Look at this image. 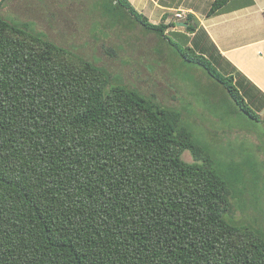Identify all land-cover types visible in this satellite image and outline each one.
Wrapping results in <instances>:
<instances>
[{
	"label": "trees",
	"instance_id": "trees-1",
	"mask_svg": "<svg viewBox=\"0 0 264 264\" xmlns=\"http://www.w3.org/2000/svg\"><path fill=\"white\" fill-rule=\"evenodd\" d=\"M115 1L184 47L237 104L231 114L259 122L233 78L188 45L191 15L169 36L164 17L151 24ZM24 23L0 14V264H264V192L244 180L248 162L215 166L180 112Z\"/></svg>",
	"mask_w": 264,
	"mask_h": 264
},
{
	"label": "rangeland",
	"instance_id": "rangeland-1",
	"mask_svg": "<svg viewBox=\"0 0 264 264\" xmlns=\"http://www.w3.org/2000/svg\"><path fill=\"white\" fill-rule=\"evenodd\" d=\"M196 1L198 14L206 16L209 0ZM0 3V14L8 21L29 23L34 26L33 31L105 69L117 82L133 86L152 101L180 112L193 143L204 147L215 159V166L227 169L230 161L248 162L244 180L247 184L252 179L260 181L257 187L264 192V114L259 122L241 112L231 114L237 104L198 65L180 57L177 48L184 47L169 44L144 29L115 0H0ZM133 7L150 17L151 23H161V12L152 19L147 11ZM172 26L177 29L176 20ZM176 41L183 44L178 38ZM242 97L248 108L257 113ZM182 159L192 161L188 151L182 154ZM261 196L263 200L264 193Z\"/></svg>",
	"mask_w": 264,
	"mask_h": 264
},
{
	"label": "crops",
	"instance_id": "crops-1",
	"mask_svg": "<svg viewBox=\"0 0 264 264\" xmlns=\"http://www.w3.org/2000/svg\"><path fill=\"white\" fill-rule=\"evenodd\" d=\"M128 1L141 12L147 11L152 19L161 12L164 24H173L176 20L177 29L168 28V35L185 33L184 21L191 15L189 24L195 25V31L187 34L188 45L207 58L217 72L232 77L233 85L247 103L260 117L264 114V0H231L211 16L198 14L196 0ZM213 1L209 0L210 6ZM179 11L184 13L182 19L175 17Z\"/></svg>",
	"mask_w": 264,
	"mask_h": 264
},
{
	"label": "built area",
	"instance_id": "built-area-1",
	"mask_svg": "<svg viewBox=\"0 0 264 264\" xmlns=\"http://www.w3.org/2000/svg\"><path fill=\"white\" fill-rule=\"evenodd\" d=\"M175 17L178 19H182L184 17V13L179 11L177 14H175Z\"/></svg>",
	"mask_w": 264,
	"mask_h": 264
},
{
	"label": "water",
	"instance_id": "water-1",
	"mask_svg": "<svg viewBox=\"0 0 264 264\" xmlns=\"http://www.w3.org/2000/svg\"><path fill=\"white\" fill-rule=\"evenodd\" d=\"M182 26L186 27V24H183Z\"/></svg>",
	"mask_w": 264,
	"mask_h": 264
}]
</instances>
